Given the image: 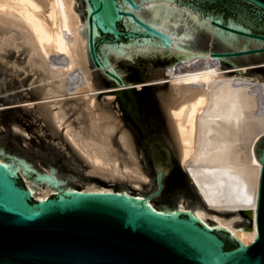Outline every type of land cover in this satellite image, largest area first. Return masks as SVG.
<instances>
[{
	"label": "water",
	"instance_id": "95a60500",
	"mask_svg": "<svg viewBox=\"0 0 264 264\" xmlns=\"http://www.w3.org/2000/svg\"><path fill=\"white\" fill-rule=\"evenodd\" d=\"M93 89L170 77L195 56L264 60V0H78ZM166 82L0 109V264H264L257 206L206 208L180 161ZM66 93L0 31V104Z\"/></svg>",
	"mask_w": 264,
	"mask_h": 264
},
{
	"label": "bare ground",
	"instance_id": "6f19581e",
	"mask_svg": "<svg viewBox=\"0 0 264 264\" xmlns=\"http://www.w3.org/2000/svg\"><path fill=\"white\" fill-rule=\"evenodd\" d=\"M78 0H0V31L21 43L61 79L67 94L24 104L118 90L129 84L93 89L87 57L86 19ZM79 4V3H78ZM243 64L219 68L195 56L170 77V114L180 142V161L206 208H252L251 230L236 229L242 245L257 237L256 206L262 160L256 144L264 139V79L249 76ZM132 83L140 87L142 83ZM148 83V82H147ZM258 148V147H257Z\"/></svg>",
	"mask_w": 264,
	"mask_h": 264
},
{
	"label": "rangeland",
	"instance_id": "374dc122",
	"mask_svg": "<svg viewBox=\"0 0 264 264\" xmlns=\"http://www.w3.org/2000/svg\"><path fill=\"white\" fill-rule=\"evenodd\" d=\"M79 10H81L80 5L77 3L76 6ZM82 14V12H81ZM83 16V15H82ZM264 63V60L262 61ZM256 64H250V65H257V64H261L260 62H255ZM246 73L251 76V77H255V78H260V79H264V66L258 65L256 67H250ZM156 79H152V80H146V81H140V83H142L140 86L142 85H148V84H154L156 83L155 81ZM148 82V83H147ZM136 84V82H134ZM140 83H138L137 85H139ZM129 87H132L131 85H134L132 83H128ZM134 87V86H133ZM135 89H140V87H135ZM24 102H27L26 100L23 101H17V102H11V103H5V104H0V109L2 108H8V107H14V106H20V105H26L24 104ZM263 146V139H260L257 144H256V151L257 153L260 152L261 148ZM258 147V148H257Z\"/></svg>",
	"mask_w": 264,
	"mask_h": 264
}]
</instances>
